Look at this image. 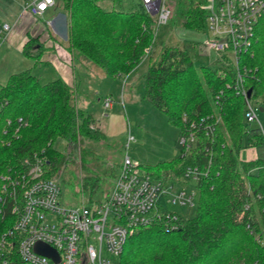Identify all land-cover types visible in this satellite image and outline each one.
I'll return each mask as SVG.
<instances>
[{
  "label": "trees",
  "instance_id": "obj_1",
  "mask_svg": "<svg viewBox=\"0 0 264 264\" xmlns=\"http://www.w3.org/2000/svg\"><path fill=\"white\" fill-rule=\"evenodd\" d=\"M132 1L128 7L115 4L104 9L97 0H62L70 16L68 48L73 56L81 55L106 74L121 77L149 60L144 96L181 133L187 123L208 115L221 114L222 123L213 143L202 135L192 153L181 151L157 165L158 179L185 185L190 184L183 176L187 165L209 168L207 177L195 185L194 216L178 214L175 230H168L165 219L136 229L118 264H264V170L251 171L264 161V142L259 128L245 122L243 98L226 87L235 78L231 59L218 57L217 66L197 68L189 48L171 45L162 46L154 58L155 19L144 4ZM205 3L168 0L172 13L167 24L207 33ZM37 43L30 38L23 53L38 57L32 54ZM240 67L254 98L264 95V16L256 25L252 46L240 57ZM75 89L62 78L43 84L32 69L13 73L0 85V187L8 168L23 169L25 158L35 154L47 158L48 176L55 177L65 161L58 140L76 145L80 137L107 138L94 126V115L77 105ZM246 147L258 148L256 160L240 159ZM89 185L90 203L100 202L93 197L98 179L84 178L83 186Z\"/></svg>",
  "mask_w": 264,
  "mask_h": 264
},
{
  "label": "built area",
  "instance_id": "obj_2",
  "mask_svg": "<svg viewBox=\"0 0 264 264\" xmlns=\"http://www.w3.org/2000/svg\"><path fill=\"white\" fill-rule=\"evenodd\" d=\"M135 1L144 4L157 28L168 23L172 13L168 0ZM55 5L56 0H27L24 10L41 17ZM203 7L207 10L203 45L218 57L231 59L235 78L226 87L243 98L245 120L252 123L261 107L254 102L253 92L248 94L240 57L252 46L256 25L264 16V0H206ZM9 29L10 25L5 24L0 31ZM111 104L109 97L105 105ZM220 123L221 114L187 123L179 141L183 155L194 151L202 135L213 143ZM257 128L264 142L263 127ZM22 164L23 169L10 167L1 175L0 264H118L129 235L136 229L147 227L156 219L167 220L168 230L179 228L178 213L167 206L161 207L162 195H168L171 205L196 203V189L171 192L163 180L154 178L139 160H133L128 154L106 198L89 204L83 201L80 207L63 203L62 188L57 178L48 176L49 163L45 156L35 154L25 158ZM260 169L264 170V161L251 171ZM208 173L209 168L190 164L183 176L197 183ZM250 206L247 204L246 209ZM38 242L55 248L59 260L36 252Z\"/></svg>",
  "mask_w": 264,
  "mask_h": 264
},
{
  "label": "rangeland",
  "instance_id": "obj_3",
  "mask_svg": "<svg viewBox=\"0 0 264 264\" xmlns=\"http://www.w3.org/2000/svg\"><path fill=\"white\" fill-rule=\"evenodd\" d=\"M97 1L104 9H112L115 4L117 7H128L133 2ZM24 2L25 0H0V26L5 21H11ZM62 31L64 42L68 37L67 26ZM154 32V58L160 53L162 46L171 45L189 48L197 68L203 65L217 66L219 55L203 45L206 33L182 30L168 24L154 28ZM5 36L6 31H0V85H4L11 74L26 69H32L43 84L56 79L53 67L40 64L34 59L36 57L20 52L11 39H5ZM30 50L31 48L28 51ZM32 50L34 51L33 48ZM73 57H77V83L74 84L76 103L94 115V126L100 128L98 123L101 124L100 130H104L107 135V138L97 139L80 137L76 145H69L64 139L56 143L65 154V161L55 176L62 188V201L71 207H80L83 201L90 203V185L86 188L83 186L84 178L98 179V188L93 197L103 200L112 191L127 154L133 160H139L142 168L158 179L156 175L161 172L157 165L176 158L182 147L179 143L180 128L171 124L167 115L144 96L145 73L149 60H145L126 77H121L106 74L100 66L81 55ZM108 97L112 99L111 107L105 106V99ZM254 102L264 108V95L256 98ZM256 114L257 119L254 122H245L250 127H263L264 130V110L258 108ZM258 153L257 147H246L241 151L240 159H255ZM162 180L171 192L189 189H196L197 192L195 181L185 185L166 181L164 178ZM167 200L168 195L161 196V207L167 206L185 218L194 216L196 205H171Z\"/></svg>",
  "mask_w": 264,
  "mask_h": 264
},
{
  "label": "crops",
  "instance_id": "obj_4",
  "mask_svg": "<svg viewBox=\"0 0 264 264\" xmlns=\"http://www.w3.org/2000/svg\"><path fill=\"white\" fill-rule=\"evenodd\" d=\"M26 1L10 19L11 21H5L2 25H10V29L6 31L5 39H11V42L23 53V48L29 39L36 38L38 43L35 45L33 52L38 57L34 59L40 64L53 67L56 79L62 78L66 83L74 86L77 83V57H73V53L67 46L68 37L67 41L64 42L62 37V30L66 26L68 30L69 27V12L62 8V0H56V5L49 8L43 16L34 17L24 10ZM2 26H0V29ZM40 50L41 52H38ZM98 126L102 129L101 124L98 123Z\"/></svg>",
  "mask_w": 264,
  "mask_h": 264
},
{
  "label": "water",
  "instance_id": "obj_5",
  "mask_svg": "<svg viewBox=\"0 0 264 264\" xmlns=\"http://www.w3.org/2000/svg\"><path fill=\"white\" fill-rule=\"evenodd\" d=\"M251 93H252V89H249V92H248L249 96L251 95ZM260 110L263 111L264 108L261 107ZM35 251L44 255V256L50 257L55 261L59 260V254H58L57 250L55 248L51 247L50 245L45 244V243L38 242L35 245Z\"/></svg>",
  "mask_w": 264,
  "mask_h": 264
}]
</instances>
